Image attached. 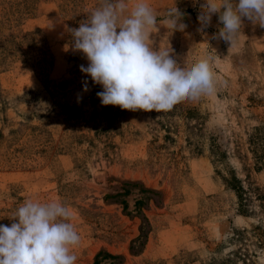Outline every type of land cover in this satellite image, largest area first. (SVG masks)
Returning a JSON list of instances; mask_svg holds the SVG:
<instances>
[{
    "label": "rangeland",
    "instance_id": "1",
    "mask_svg": "<svg viewBox=\"0 0 264 264\" xmlns=\"http://www.w3.org/2000/svg\"><path fill=\"white\" fill-rule=\"evenodd\" d=\"M147 2L158 22L179 10L186 27L161 24L153 46L181 65L211 57L212 95L103 106L69 32L100 0H0V224L58 199L76 264H264V25L242 18L229 44L218 15L201 28L203 0Z\"/></svg>",
    "mask_w": 264,
    "mask_h": 264
},
{
    "label": "clouds",
    "instance_id": "2",
    "mask_svg": "<svg viewBox=\"0 0 264 264\" xmlns=\"http://www.w3.org/2000/svg\"><path fill=\"white\" fill-rule=\"evenodd\" d=\"M213 14L222 24L216 36L232 44L242 18L264 25V0H203L197 17L202 29ZM180 21L176 6L158 22L147 0H134L131 6L129 0H100L85 21L69 29L73 51L88 61L80 71L102 88L96 93L101 105L167 112L216 91L211 57L181 65L171 48H154L150 37L161 24L182 31L186 25ZM82 90H89L87 81ZM10 220V225L0 224V264H76L81 237L64 202L27 198Z\"/></svg>",
    "mask_w": 264,
    "mask_h": 264
},
{
    "label": "trees",
    "instance_id": "3",
    "mask_svg": "<svg viewBox=\"0 0 264 264\" xmlns=\"http://www.w3.org/2000/svg\"><path fill=\"white\" fill-rule=\"evenodd\" d=\"M216 154H219V151H217V147H216ZM234 180H235V179H234ZM234 188H236V189H237V187H236V186H234ZM94 264H97V261H96Z\"/></svg>",
    "mask_w": 264,
    "mask_h": 264
}]
</instances>
